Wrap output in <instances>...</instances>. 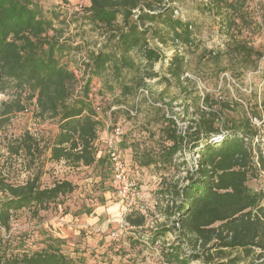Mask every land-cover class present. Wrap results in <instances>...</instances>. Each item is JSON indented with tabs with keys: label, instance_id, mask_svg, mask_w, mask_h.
<instances>
[{
	"label": "trees",
	"instance_id": "1",
	"mask_svg": "<svg viewBox=\"0 0 264 264\" xmlns=\"http://www.w3.org/2000/svg\"><path fill=\"white\" fill-rule=\"evenodd\" d=\"M179 1L90 0L84 20L104 31L105 42L89 55L85 64L88 75L80 84L75 73L62 63V58L76 49L69 40L57 36L53 19L46 16L41 5L35 0H0V94L14 91L13 98L0 105L2 116L25 111L26 100L34 102L39 118L55 120L58 125L46 148L50 161L72 167L107 164L97 147L100 108L93 98L101 90L94 91L95 78L110 71L113 79L120 81L125 72L142 71L132 85H122L121 95L146 98L150 103L154 85L148 84L149 80L165 86L158 94L160 100L168 97L173 86L187 98L194 95L185 85L189 81L185 52L196 46L197 39L194 23L178 17L175 4ZM250 2L200 0L198 4L202 13L217 21L224 39L201 56L217 68L218 76L234 71L240 77L256 70L264 58V51L253 43L252 37L263 27ZM158 45L174 48L173 55L165 60L164 72L155 69L163 61ZM107 86L111 92L110 82ZM142 90L149 91V98ZM123 104L118 102L111 109L132 117L138 114V101ZM249 105L214 99L210 94L195 98L183 105L186 111L181 120L189 122L185 135L179 133L172 112V117L163 116L158 153L133 150V158L142 168L186 165L175 164L186 148L200 156L198 169L187 185H173L162 193L178 200L166 210L169 220L175 217L172 226L157 230L150 238L155 243L168 232L175 234V240L162 252L164 264H264V192L249 187V181L264 172V142H255L258 136L264 139V89L260 103ZM166 106L173 110L172 104ZM190 110L195 116L192 119L187 116ZM225 112L237 116L226 119ZM253 118H262V132L253 125ZM128 148L131 145L124 147ZM38 150L40 144L29 135L12 147L15 154L24 151L30 156ZM75 190L76 185L67 180L43 187L41 173L22 185L0 179V225L9 230L14 213L47 209ZM126 220L133 230L146 224L145 215L136 211ZM63 244L45 243L42 249L16 253L0 249V264H85L83 258L66 254Z\"/></svg>",
	"mask_w": 264,
	"mask_h": 264
},
{
	"label": "rangeland",
	"instance_id": "2",
	"mask_svg": "<svg viewBox=\"0 0 264 264\" xmlns=\"http://www.w3.org/2000/svg\"><path fill=\"white\" fill-rule=\"evenodd\" d=\"M43 8L47 17L52 18L57 36L69 40L71 51L62 58V63L75 73L80 84L84 83L87 75L85 64L89 61L91 52L100 49L105 42L102 29L92 27L84 20L85 9L90 5V0H35ZM200 0H180L175 5L178 17L194 23V32L197 39L196 46L185 52L188 60V82L185 83L194 95L186 97L175 86L171 87L168 97L159 99L158 94L165 88L158 85V80H149L148 84L154 85L150 97L154 105H165L164 108L153 106L146 98L123 97L122 85H132L135 79L140 78L142 71L125 72L122 80L113 79L110 71L103 77L94 79V91L101 90L93 98L99 109L100 124L98 127L99 155L106 157L107 164L93 167H72L65 162H52L46 150L49 142L58 132L55 120H43L38 117L36 107L26 100L25 111L14 113L8 118L2 116L0 108V179L14 185L25 184L35 174L41 173L43 187L52 186L57 181L67 180L76 185V190L61 197L47 209H24L14 213L11 227L5 230L0 225V249L16 252L38 250L45 243L64 241L63 250L73 257H81L85 264H164L162 252L166 246L175 240V234L168 232L155 243L151 241L153 233L163 228L172 226V221L167 218V207L177 199L171 195L162 194L173 185L181 188L187 185L191 174L196 171L194 152L186 148L175 161L176 166L186 163L181 167L163 168L151 166L142 168L133 158V150L143 151L149 149L158 153L161 143V130L163 116L172 117L182 125L181 130L189 122L181 120L185 114V103L195 98L210 94L214 99L222 101H238L244 107L249 104L260 103L261 93L264 89V58L254 71H246L240 77L238 72L227 71L218 76L209 60L201 58L205 49H216L224 39L220 36L217 21L209 14L199 10ZM251 9L257 14V19L262 24L263 31L252 37L257 49L264 51V0H251ZM51 32L50 35H53ZM163 51V61L155 66L156 70L166 69L165 60L174 53L173 47L158 45ZM227 65L225 61L223 66ZM90 75V73H89ZM112 85L109 91L107 83ZM78 87V85H77ZM80 87V86H79ZM14 91L0 94V105L3 101L13 98ZM145 97V96H144ZM123 105H134L138 101L139 109L135 117L124 112H114L113 105L118 102ZM159 102V103H157ZM173 105V110L170 106ZM190 104V103H188ZM259 106V105H258ZM261 110V107H259ZM241 111V108H239ZM193 111L187 113L192 119ZM225 118H236L234 112H225ZM178 125V124H177ZM29 135L40 149L35 155H27L24 151L15 154L12 147H17ZM115 140V146L123 151L132 178L139 188V212L146 217L144 227L133 230L120 227L125 217V207L114 194L111 187L112 166L108 157L109 140ZM131 148L124 149L125 146ZM42 147V148H41ZM196 155V154H195ZM187 157V160L185 159ZM249 187L255 191L264 192V172L257 179L249 181ZM1 195V194H0ZM174 197V196H173ZM129 213V212H128ZM116 233V237L112 234ZM192 264H203L193 262ZM239 264H250L244 261ZM261 264V263H254Z\"/></svg>",
	"mask_w": 264,
	"mask_h": 264
},
{
	"label": "built area",
	"instance_id": "3",
	"mask_svg": "<svg viewBox=\"0 0 264 264\" xmlns=\"http://www.w3.org/2000/svg\"><path fill=\"white\" fill-rule=\"evenodd\" d=\"M167 62V61H166ZM188 76V74H187ZM142 95L149 98V91L147 90H142ZM161 106V105H160ZM131 115H135L136 111L134 110H129ZM252 123L253 125L258 128L259 130H261L262 132V125H263V120L262 118H253L252 119ZM177 126H178V130L179 133L185 135L186 134V130H181L182 128L181 126L184 125L186 126L187 123H179V121H177ZM188 126V125H187ZM219 138V137H217ZM264 142V139H261L260 136H258L255 139V142ZM186 149H184V156H186ZM196 154V155H195ZM194 157L196 156V158H198L199 160V155L197 153L193 154ZM108 157L109 160L111 162V166H112V181H111V187L113 189L114 194L117 196V198L123 203L124 207H125V217L122 219L120 227L122 229H127L130 227L129 223L126 220V217L129 213L131 212H135V211H141L142 207H139L138 204V199H139V186L137 184V182L132 178L131 174H130V168L129 165L127 164V160H126V156L124 154L123 151L119 150L118 148H116L115 146V140L111 139L109 140V152H108ZM185 159L187 160V157H185ZM195 167L197 170L198 169V161H196L195 159ZM129 212V213H128ZM113 237H116V233L112 234Z\"/></svg>",
	"mask_w": 264,
	"mask_h": 264
},
{
	"label": "crops",
	"instance_id": "4",
	"mask_svg": "<svg viewBox=\"0 0 264 264\" xmlns=\"http://www.w3.org/2000/svg\"><path fill=\"white\" fill-rule=\"evenodd\" d=\"M99 141V140H98Z\"/></svg>",
	"mask_w": 264,
	"mask_h": 264
}]
</instances>
